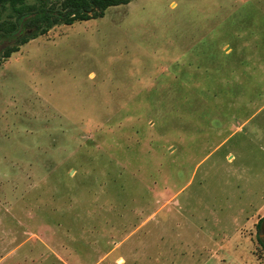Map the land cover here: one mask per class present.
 <instances>
[{
  "label": "rangeland",
  "instance_id": "374dc122",
  "mask_svg": "<svg viewBox=\"0 0 264 264\" xmlns=\"http://www.w3.org/2000/svg\"><path fill=\"white\" fill-rule=\"evenodd\" d=\"M263 216L264 0H131L1 62L0 264H264Z\"/></svg>",
  "mask_w": 264,
  "mask_h": 264
},
{
  "label": "trees",
  "instance_id": "16d2710c",
  "mask_svg": "<svg viewBox=\"0 0 264 264\" xmlns=\"http://www.w3.org/2000/svg\"><path fill=\"white\" fill-rule=\"evenodd\" d=\"M131 0H60V5H48L45 0H0V9L12 10V20L0 21V64L19 47L59 24L69 25L102 17L105 10ZM264 217V216H263ZM257 222L259 226L261 220ZM260 229V228H258Z\"/></svg>",
  "mask_w": 264,
  "mask_h": 264
},
{
  "label": "flooded vegetation",
  "instance_id": "af4514ba",
  "mask_svg": "<svg viewBox=\"0 0 264 264\" xmlns=\"http://www.w3.org/2000/svg\"><path fill=\"white\" fill-rule=\"evenodd\" d=\"M261 240V245L263 246L264 248V239H260Z\"/></svg>",
  "mask_w": 264,
  "mask_h": 264
}]
</instances>
